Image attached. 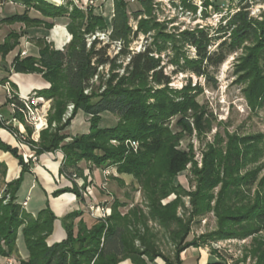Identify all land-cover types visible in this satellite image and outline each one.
Returning <instances> with one entry per match:
<instances>
[{
  "label": "trees",
  "instance_id": "obj_1",
  "mask_svg": "<svg viewBox=\"0 0 264 264\" xmlns=\"http://www.w3.org/2000/svg\"><path fill=\"white\" fill-rule=\"evenodd\" d=\"M15 1L38 10L45 18L66 17V27L72 35L63 49L38 39L41 45L38 57L17 56L13 62L16 72L42 74L50 87L36 93L53 100L49 127L42 130L35 141L33 128L26 125V142L38 156L61 151L64 154L61 173L69 176L73 173L82 176L83 170L79 167L82 161L100 168L115 166L118 173L135 176L146 191L148 211L133 208L123 214L120 207L124 204L115 200L111 215L95 219L91 226L82 218V210L73 211L62 220L67 238L49 245L47 238L53 232L56 219L49 204L33 215L19 200L32 162H26L18 148L0 138V150L13 154L22 167L17 179L5 183L0 198V255H15L20 264H118L125 259H131L134 264H156L157 258L167 264H184L180 253L192 246H203L208 239L254 235L256 264H264V174L260 175L261 167L243 173L247 154L240 146L244 139L229 135L227 153L222 156V149L211 145L204 153L202 167L198 168L194 153L178 148L176 142L183 133L210 131L213 122L196 99L202 89L198 83L193 85L192 76L181 87L172 85L173 77L180 73L212 80L213 73L229 56L245 48L247 52L238 63L239 81L247 83L244 92L252 105H260L264 95V14L261 18L253 16L249 0H230L235 9L223 15L215 29L198 25L167 30L152 18H141L153 12L154 0H139L140 8L134 11L128 0H113L110 23L96 14L92 5L80 7L71 0L62 4L46 0ZM179 1L185 8L197 9L196 0ZM200 1L204 10L213 6L212 0ZM132 19L138 20L136 29ZM17 21L48 29L54 26L44 18L30 17L28 9L3 22ZM98 32L107 33L109 41L102 44L99 37L89 39ZM141 33H150L143 49H129ZM18 42L19 35L10 33L0 44V53L5 56ZM118 42V52L111 57L110 44ZM106 66L107 73L101 70ZM71 103L74 104L72 114L63 121ZM80 111L89 116L90 129L87 133L70 135L66 130ZM107 112L118 119L115 125L103 127L102 115ZM14 116L24 122L21 113L16 112ZM173 120L180 127V133H174ZM53 122L59 124L52 129ZM0 126L17 135L20 133L19 128L7 125L6 119ZM112 140L118 144H113ZM129 141L138 142L136 150L129 146ZM191 163L195 191H188L177 180ZM6 171V164L0 161V176L4 177ZM254 186L255 197L247 199V191ZM217 187L220 189L215 196L213 191ZM64 192L82 197L77 186L58 189L53 195ZM181 193L192 198L193 210L186 218L178 214L183 204ZM172 194L176 197L165 202ZM237 201L241 204L237 205ZM212 210L219 217L218 228L188 239L193 217ZM150 220L163 227L176 245L174 260L159 247L157 233L149 227ZM21 240L25 258L19 255ZM196 264H199L198 259Z\"/></svg>",
  "mask_w": 264,
  "mask_h": 264
},
{
  "label": "rangeland",
  "instance_id": "obj_2",
  "mask_svg": "<svg viewBox=\"0 0 264 264\" xmlns=\"http://www.w3.org/2000/svg\"><path fill=\"white\" fill-rule=\"evenodd\" d=\"M67 1L68 0L65 2ZM71 1L80 7L92 5L96 14L102 15L107 23L111 22L114 7L113 0H93V3H90V0L84 3H80L79 0ZM128 1L132 11L138 10L140 8L139 0ZM212 1L213 6H210L207 10H204L201 1L196 0L197 9L194 10L185 8L179 0H154L153 12L148 15H144L141 18H152V20L156 21L157 24L165 25L167 30H173L174 28L185 29L198 25L209 26L212 29H215L218 27L222 16L226 15L230 11H233L235 7L231 6L230 0ZM249 1L251 3V14L255 17L261 18L264 14V0ZM56 4H60V2H57ZM131 23L134 29H136L138 20L132 19ZM151 33H154V31ZM148 35L141 33L139 37L131 43L129 49L134 51L143 49V45L146 43V38ZM91 38L92 37H89V39ZM108 41L109 39L105 38L102 44L107 43ZM149 41H151V39ZM118 49V44H110L108 53L111 57H113L118 52ZM246 52L247 50L242 48L238 52L229 56L226 62L223 63L216 72L213 73V79L210 81L206 80L204 77H198L194 74L189 75L180 73L173 77L172 85L174 87H181L183 84H185L188 77L192 76L193 85L198 83L202 89L196 99L201 107L205 109L210 115V118L213 122L210 131L202 134L194 131L192 135L183 133L176 142L178 148H181L187 152L192 151L194 153V161L197 163L198 168L202 167L204 153L211 145L221 148L223 152L222 156H224L227 153L226 146L228 145L229 135H235L237 138L242 137L244 139V141H241L240 148L243 149V153L247 154L246 158L244 159L246 164L242 169V172L244 173L247 170L261 167L260 175L264 174V95L262 103L257 107L253 106L244 92L247 83L242 80L239 81L241 74L239 72L240 67L238 63ZM191 53L194 54V49H191ZM169 69L170 68H168V70ZM101 70L107 73L108 66L104 68L101 67ZM95 81L96 85H98L99 81L97 78H95ZM52 105L53 100H51V107ZM78 115L79 116L77 117L76 115L71 122V125L72 123L74 125H70L67 128L66 131L68 133L69 130L74 129L75 126L82 123L86 126V130L81 131L80 134L87 133L86 131H89L91 126L89 116L81 111ZM102 116L103 119L101 121V126L103 127L115 125L118 119L116 115L109 112L103 113ZM57 124L59 123L53 122L52 129L55 128ZM171 127L174 133H180L181 129L177 125L176 120H173ZM112 143L115 145L118 144L116 140H112ZM129 146L132 147L131 144H129ZM192 165V163L189 164L188 168L177 177V180L180 181V183H182L188 191L196 190V184L195 182L192 183L191 180L193 179V174L191 172ZM79 167L83 170L82 177H80L79 174L77 175V173H73L71 176L76 180L78 179L74 186H77L80 193L82 194L81 196L85 198L88 197L90 192L93 191V185L98 183V181H96L97 177L95 172H97L100 167H96L86 161L80 162ZM106 168L107 167H101L103 180L100 183V187L107 193L108 196H110L109 201L103 202L106 206L109 205L108 207L110 208V211L112 212V203L117 200L124 204L120 207V210L123 214H126L133 208L143 209L147 212L148 208L146 206V191L142 187L141 183H139L138 179L131 174L118 173L117 167L109 166V170L112 173L106 181L103 172V170ZM90 171H94V174L91 175ZM87 187H90L91 191L84 196L83 192ZM219 189L220 187H217L213 191L215 196L218 195ZM3 192L4 189L1 188L0 193ZM254 193L255 186L251 189V191H247L246 198L253 199L255 197ZM181 195L183 204L179 206L178 214L185 216L186 218L190 216V213L193 210L191 203L192 198L185 193H181ZM174 197H176V195L172 194V196L167 198L165 202ZM229 204H232V202L229 201ZM236 204L240 205L241 201H237ZM22 205L26 209L28 202L27 205H24V202H22ZM215 205L216 199L212 202V206L215 207ZM218 223L219 217L213 210L204 215L194 216L191 223L190 236L188 239L199 237L202 234H209L211 231L218 228ZM149 227L152 228L153 232L157 233V243L162 249L163 253L171 260H174L176 245L169 238L168 232L159 224L151 220L149 221ZM254 240V235L247 238L238 237L229 238L226 240L216 239L210 241V239H208L207 244L203 245V248L205 249L208 247V253H211L213 258H215L220 264H256L257 258L255 255H253V251L257 245V240ZM136 243L139 245V241ZM20 244L24 246V242L22 240L20 241ZM195 262H197L196 258L193 259L191 264H195Z\"/></svg>",
  "mask_w": 264,
  "mask_h": 264
},
{
  "label": "crops",
  "instance_id": "obj_3",
  "mask_svg": "<svg viewBox=\"0 0 264 264\" xmlns=\"http://www.w3.org/2000/svg\"><path fill=\"white\" fill-rule=\"evenodd\" d=\"M46 1L53 4L60 2V0ZM87 1L89 0H79L80 3ZM27 9L29 10L30 17L44 18L48 22H53L54 26L48 29L44 26H28L22 21L13 23L3 22L5 19H8L16 14H23ZM66 24V17L58 19L45 18L38 10L34 8L29 9L23 3L15 0H0V44L5 41L10 33H17L19 35V42L14 49L9 51L5 56L0 53V112L7 121L12 120L15 116L10 104V97L5 87L6 82H8L10 86H12L11 83H13L14 87L12 86V89L22 95H27L50 87V83L43 77L42 74L19 73L14 71L12 66L15 58L17 56L38 57L41 48V45L38 43V39H45L54 48L63 49L72 37L67 30ZM24 52L25 54H23ZM2 81H5V83ZM49 104L51 105V100ZM78 114L77 117L79 116ZM12 125L22 131L26 130V125L30 126L29 124L22 123L19 118H17L16 123ZM73 125L74 124L72 123L71 126ZM30 127L32 128V126ZM83 130H86V126L82 123L75 126L74 129L69 130V133L70 135H76L80 134ZM0 138L6 144L18 148L19 153L23 154V156L25 152L27 154L35 153L30 148H25V152H23L17 138L6 127L0 126ZM35 138L37 137L35 136ZM63 158L64 154L61 151L48 152L39 155L38 161L32 163L31 173L28 175L27 180L19 193L20 201L24 202L28 200L26 209L33 213V215H36L39 210L46 206L47 203L54 212L56 219L54 222L53 232L47 238L49 245L67 238V232L62 221L66 215L73 211L82 210L84 212L82 218L89 226H91L95 223V218L92 217L88 211L89 205L110 200V196H108L107 193L100 187V183L103 180L101 168L95 172L97 177L96 181H98V183L93 185V191L90 192L88 197L80 198L72 192H64L58 196H54V191L62 188H72L76 181H78V179L76 180L72 176L61 173ZM0 161L4 162L7 166L6 175L4 177L0 176V189H4L5 183H9L20 176L22 167L19 160L13 154L3 150H0ZM90 172L91 175L94 174V171ZM79 176L82 177L81 174ZM18 247L19 255L25 258L26 250L25 247L20 244V241ZM208 250V247L204 249L203 246H192L180 253V259L184 262V264H191L195 258L198 259L199 264L217 262L211 253H208ZM155 263L164 264L166 261L162 258H157ZM196 263L197 262H195V264ZM0 264H20V262L15 255L9 257L0 255ZM118 264L134 263L131 259H125L120 261Z\"/></svg>",
  "mask_w": 264,
  "mask_h": 264
},
{
  "label": "built area",
  "instance_id": "obj_4",
  "mask_svg": "<svg viewBox=\"0 0 264 264\" xmlns=\"http://www.w3.org/2000/svg\"><path fill=\"white\" fill-rule=\"evenodd\" d=\"M65 1L66 0H60V4L65 3ZM90 3H93V0H90ZM95 37H99L101 40H104L105 38H108V34L104 32H98L96 33V35H93L91 39H94ZM116 44H118L119 46L120 42ZM23 54H25V52ZM5 87H6V90H7V93L10 99H14L10 103L13 113L18 112L22 114L23 119H24V122L22 121V123L29 124L30 126H32L33 128L32 139L37 141L40 135V132L49 127L48 115H49V111L51 108V105L49 104L50 100H47L44 97L37 95L36 92H32L27 95L18 94L12 89V87L9 85L8 82L5 83ZM73 109H74V104L72 103L69 104L67 112L63 116L64 121L71 116ZM0 120L1 121L4 120V117L1 112H0ZM16 121H17V118L15 117L12 120H8V121L6 120V124L12 125L16 123ZM19 131H20L19 135H17L16 133H12V134L19 141L20 148L23 150V152H25V148L32 149L31 146L26 142V139H27L26 130L22 131L19 129ZM35 136L37 138H35ZM130 143L134 149H137L138 142L131 141ZM24 159L26 162H30V161L37 162L39 159V156L35 153L27 154L25 152ZM103 172H104L105 180L107 181L108 177L111 175L112 172L109 170V168L104 169ZM90 191H91V188L87 187L86 190L83 192V195L84 196L87 195V193ZM2 195L3 193H0V198H2ZM27 202L28 200L24 201V205H27ZM88 211L90 215L94 217L95 219H105L111 213L110 208L107 207L103 202L96 203V204L95 203L90 204ZM164 264H167V263H164Z\"/></svg>",
  "mask_w": 264,
  "mask_h": 264
}]
</instances>
